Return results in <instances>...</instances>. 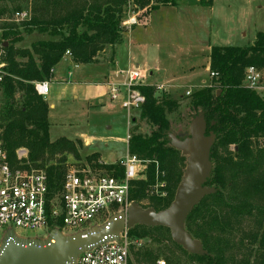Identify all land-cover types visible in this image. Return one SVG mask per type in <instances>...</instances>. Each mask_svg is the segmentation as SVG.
Instances as JSON below:
<instances>
[{
    "label": "trees",
    "instance_id": "obj_1",
    "mask_svg": "<svg viewBox=\"0 0 264 264\" xmlns=\"http://www.w3.org/2000/svg\"><path fill=\"white\" fill-rule=\"evenodd\" d=\"M6 1L11 0L0 3ZM150 1L153 5L148 8ZM198 1L202 6L212 3V0ZM129 3L149 10L144 14L147 20L159 7L174 5L173 0H107L102 5H86L47 18L39 4L41 14L35 13L22 23V31L26 34L36 31L52 39L24 50L14 47L22 40L18 26L6 24L0 29L4 63L0 81L4 99L0 107V144L11 166L16 151L25 149L26 162L43 172L50 192L60 189L66 173L65 155L79 160L78 145L65 138L50 140L48 107L35 85L51 80L54 67L66 52L75 65L96 63L97 54L106 47L114 49V55L121 43L124 8ZM4 13L0 10V17ZM4 43L7 46L3 47ZM250 66L264 68V31L257 33L248 47H212L209 73L214 74L212 82L216 87H204L190 95L193 105L201 109L204 136L212 139L209 149L212 167L202 184L210 193L191 210L184 223L185 231L200 243V248L189 254L174 245L189 264H264V102L254 91L241 86L244 71ZM137 90L144 97L140 118L156 130L149 137L129 134L128 154L147 164L145 179L132 183L129 200L158 213L172 203L182 180L185 160L173 148L168 123L163 117L170 101H158L151 87ZM96 159L93 154L86 160L90 163ZM161 184L164 188L153 192L152 188ZM162 193L165 197H161Z\"/></svg>",
    "mask_w": 264,
    "mask_h": 264
},
{
    "label": "rangeland",
    "instance_id": "obj_2",
    "mask_svg": "<svg viewBox=\"0 0 264 264\" xmlns=\"http://www.w3.org/2000/svg\"><path fill=\"white\" fill-rule=\"evenodd\" d=\"M52 1L47 0L45 4L43 0H11L0 3V10L5 11L0 17V29L6 24H12L18 26L21 33L22 40L14 45L15 49H30L32 44L52 39L47 34H38L36 31L30 34L22 31V23L28 22L35 13L41 14L39 4L41 10L47 13L43 15L48 18L52 14L69 13L86 5H102L107 0H55L54 4ZM173 1V6L159 7L148 20L144 14L149 10H141L129 3L124 8L120 25L121 43L115 48L116 55H113L114 49L106 47L97 54L96 63L80 68L65 64L59 67V73L66 74L69 68L71 75H62L64 80L69 82L67 86L50 85V96L59 94L63 88L67 89V93L63 98L48 103L47 122L50 126V136L54 140L62 137L78 145L76 148L79 160H75L72 155H65L66 171L80 174L85 171L91 175L118 173L116 163L128 155L127 134L149 137L156 130L154 125L140 118L141 107L128 112L121 107L119 100H110L107 84H103L104 87L96 85L103 82L106 67L114 66V62L125 65L128 69L123 71L124 76L125 72L133 70L137 65L143 76L137 89L151 87L158 101H170V107L163 110V117L168 123L171 140L185 142L190 138L191 123L200 119L201 111L193 105L190 95L204 87H216L208 72L210 49L248 47L253 44L256 34L264 31V0H212L211 5L207 6L200 5L198 0ZM152 5L153 2L150 1L148 8ZM17 12L26 13L27 20H16L14 14ZM131 19L135 23L127 24ZM63 59L74 63L70 55H65ZM258 69L264 71V68ZM113 81L120 80L110 79L107 82ZM158 86L164 87L166 91L156 90ZM71 89L75 90V93H68ZM98 92L103 94L105 106L97 103ZM138 92L141 94L140 90ZM254 92L264 102V79ZM3 104L4 99L0 91V107ZM81 134H86L91 142L88 143L86 137H79ZM210 144L209 138L206 139L208 152ZM93 154H96L97 161L89 163L86 159ZM180 156L184 158L186 166L187 157L181 153ZM59 158L56 157V161ZM24 159V156L20 159L16 156L12 166L21 169ZM141 170L137 180L145 179V167ZM203 179L205 181V177ZM157 187L158 185H155L152 188L153 192ZM105 218H98L93 224H100ZM9 231L11 230L0 231V244L4 233ZM12 232L26 241L42 240L49 233L46 229L33 232L17 229ZM127 233L133 240L140 242V247L131 251V264H156L158 261H164L166 264H189L182 252L174 246L176 244L173 243L168 229L134 226L128 228ZM145 255L148 256L142 257Z\"/></svg>",
    "mask_w": 264,
    "mask_h": 264
},
{
    "label": "built area",
    "instance_id": "obj_3",
    "mask_svg": "<svg viewBox=\"0 0 264 264\" xmlns=\"http://www.w3.org/2000/svg\"><path fill=\"white\" fill-rule=\"evenodd\" d=\"M16 20H27L26 13L14 14ZM133 19L127 24H134ZM1 47V45H0ZM3 52L0 51V81L3 77ZM69 56V52L65 53ZM211 77L214 74L210 73ZM264 71L250 66L244 71L242 86L255 91L264 79ZM140 75L137 69L127 71L120 76V81L107 83L110 100H119L121 107L128 112L138 110L144 103V97L138 92ZM37 94L44 97L49 92V84L41 82L35 85ZM156 90H162L157 87ZM187 95H189L187 93ZM130 136H126V146ZM25 149H18V159L24 156L25 165L11 166L6 151L0 144V231L20 230L33 232L56 230L64 237H72L86 233L93 228L105 225L111 217L125 214L132 204L129 200L132 183L138 179L143 162L136 156L129 155L116 163L120 173L113 175H91L66 171L60 189L50 192L47 179L43 172L33 169L27 161ZM100 164V163H99ZM164 185H158L155 193ZM165 197V193L161 194ZM109 213L110 216H107ZM106 217V218H105ZM98 218H105L100 224H93ZM128 229L119 232L117 240L111 239L81 251L73 264H131V251L140 247L139 240H133L127 233ZM2 236L3 240L5 235ZM2 245V242L0 246ZM156 264H166L158 261Z\"/></svg>",
    "mask_w": 264,
    "mask_h": 264
},
{
    "label": "water",
    "instance_id": "obj_4",
    "mask_svg": "<svg viewBox=\"0 0 264 264\" xmlns=\"http://www.w3.org/2000/svg\"><path fill=\"white\" fill-rule=\"evenodd\" d=\"M5 46L6 43L3 44ZM116 80H120V77ZM193 121L188 140L179 143L172 139L173 148L187 160L182 180L167 209L156 213L132 203L125 214L114 215L102 227L72 237H64L53 230L45 241H26L9 231L0 246V264H73L81 251L103 241L117 240L119 232L134 226L166 228L174 244L189 254L196 253L200 243L190 238L184 223L191 210L210 193L202 184L203 177L206 179L210 173L211 163L205 145L208 138L204 136L203 122L201 119ZM209 140L212 142V139Z\"/></svg>",
    "mask_w": 264,
    "mask_h": 264
},
{
    "label": "crops",
    "instance_id": "obj_5",
    "mask_svg": "<svg viewBox=\"0 0 264 264\" xmlns=\"http://www.w3.org/2000/svg\"><path fill=\"white\" fill-rule=\"evenodd\" d=\"M158 11V9L157 10H155V11H152L151 13H150V15L148 16V19H149V17L150 16H152L154 13H156ZM147 24H149V22L147 21ZM146 24V25H147ZM143 25V24H142ZM146 25H144V26H146ZM115 55H116V53H115ZM115 61H116V58H115ZM115 64H113L114 66H111V67H106V69H107V72H106V74H105V77L102 79V83H98V84H96V85H102L103 87H104V85L103 84H107L108 82L107 81H109L110 79H118L120 76H121V74L123 73V71H126V69H128V67H125V65H119V64H117L116 62H114ZM69 65V66H72L73 68H80V67H83V65L81 66V65H75L73 62L71 63L70 61H68L67 59H63L59 64H57L55 67H54V69H53V72H52V78H51V80H49L47 83L49 84V92H48V94L46 95V96H44V97H42L43 98V100L45 101V103L47 104V106H48V103L49 102H51L52 100H56V99H61V98H63L64 96H66V93H67V89L66 88H63V89H61L60 90V93L59 94H56V93H54L53 94V96H50L51 95V90H50V85H53V86H60V87H62L63 85H68V83L69 82H66L65 80H64V77L62 76V75H67V77H69L70 75H71V73H70V71H69V68H67V72H66V74H64V72H63V74H61V73H59V67L60 66H63V65ZM64 65V66H65ZM96 65H98V64H96ZM95 65V66H96ZM134 69H137L138 70V66L136 65V66H134L133 67ZM208 72H209V67H208ZM140 73V72H139ZM140 75H141V73H140ZM142 76V75H141ZM205 85V84H204ZM101 86V87H102ZM148 86H150V85H148ZM158 87H162V86H158ZM105 89V88H104ZM160 91H166L165 90V88L164 87H162V90H160ZM75 93V90H73V89H71L68 93ZM169 92V91H168ZM74 95V94H73ZM50 96V98H47V97H49ZM75 96H73V98H74ZM97 97H98V99H97V103L100 105V106H105V104H104V101L102 100V97H103V94H99V92H98V95H97ZM50 107H52V106H50ZM79 137H86V139H87V141H88V143L89 142H91V139L86 135V134H81ZM49 138H50V140L51 141H54V138H52L51 136H50V126H49ZM56 138V137H55ZM60 138H62V137H60ZM57 139H59V138H56L55 140H57ZM71 141V140H70Z\"/></svg>",
    "mask_w": 264,
    "mask_h": 264
}]
</instances>
